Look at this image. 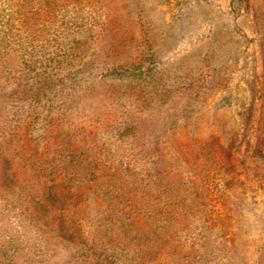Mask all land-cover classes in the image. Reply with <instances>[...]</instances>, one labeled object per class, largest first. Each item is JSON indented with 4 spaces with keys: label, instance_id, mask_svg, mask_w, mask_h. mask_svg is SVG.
<instances>
[{
    "label": "rangeland",
    "instance_id": "1",
    "mask_svg": "<svg viewBox=\"0 0 264 264\" xmlns=\"http://www.w3.org/2000/svg\"><path fill=\"white\" fill-rule=\"evenodd\" d=\"M64 1L83 9V31L32 33L46 4L28 24L16 1L14 14L0 4V38H26L0 56V140L35 102L42 159L60 143L68 170L100 158L128 171L120 196L103 185L60 197L3 145L0 264H264V0ZM51 69L42 88L17 87ZM49 204H70L71 222Z\"/></svg>",
    "mask_w": 264,
    "mask_h": 264
},
{
    "label": "trees",
    "instance_id": "2",
    "mask_svg": "<svg viewBox=\"0 0 264 264\" xmlns=\"http://www.w3.org/2000/svg\"><path fill=\"white\" fill-rule=\"evenodd\" d=\"M9 1H13V0H5V1L0 0V4L8 5V7L6 8L2 7L1 10L4 11L8 8L7 14L8 13L10 14V13H13V11L10 9L12 8L11 6L13 5L17 6L18 9L15 10L14 12L16 14L19 13L20 18L24 20V21H21L22 24L23 23L28 24L30 18H33L35 15H38V11L40 9L39 6L44 7L47 5L48 8L44 9L45 15L43 17V22L41 24V27H32L31 28L32 33L34 32V30L35 31L38 30L37 28H39L40 31H42V29L44 28L43 30H46L47 32L51 31L50 34L53 35L56 29L67 26L71 21L77 23L75 24L76 25L75 27L78 28V30L81 29L80 31H83L82 27L84 23L82 21L83 17H81V14L83 13L82 12L83 9L79 7L75 8L76 6L75 4H71L70 2L65 3L64 0L63 2L61 1L52 2V0H41V2H37L39 4L38 7L34 6V8L32 9L30 8L28 9L27 6H29L30 4L28 0H14L16 2H13V5L12 3L9 4ZM28 13H31L30 17L27 16ZM51 20L53 21L54 24L56 21L59 22V24L56 27L53 26L55 29H52L51 26H48V27L45 26L47 22L49 23L52 22ZM76 20H79V21L81 20L82 22H76ZM36 21H37V18H36ZM11 33L12 32L10 31V34ZM31 36L32 37H30L29 39L30 41L33 39H36L35 34ZM9 40L10 42L6 49L10 48L16 51L15 47L18 50H22L21 49L23 47L22 44H23V41L26 40V38H23L21 34L19 33H12L11 36L9 37L7 36V38H0V56L5 53L6 50H5L4 44H6L7 41ZM37 40L38 39H36V41ZM30 45H31V52L30 53L27 52L28 50L24 48V53L29 54L30 56H33L32 54L35 53L33 51L35 50V47H34L33 42L30 43ZM46 49H47V44L41 43L39 45V49L37 50V53H38L37 57L39 58L44 57L47 53H49V52L46 53ZM24 53L20 54L21 58H23ZM32 61H34L33 66L31 65V63H29V61L23 60L24 65L28 67V70H30V72L36 70L37 62L40 60H32ZM61 62L59 63L61 64ZM44 71H46V68H44ZM52 71L53 70L51 69L47 73L41 72L40 77L39 78L36 77L37 81L32 80L29 77V75L26 74V76H24L22 79V84L18 83L17 87L18 88L22 87L23 91L25 92H29L30 90H32V87L34 84H38L42 88L43 86H45V82H48L47 81L48 79H52L53 77ZM35 106L36 105L34 102V104L29 106V111H26L28 112L27 114L25 115L22 114V116L17 117L18 120L16 119V121H19L18 123L19 125L17 126V128L11 130L8 133L9 137L7 139H4V136H2L0 140V160L4 159V156L2 155V146L4 145L3 148H7L8 147L7 145L10 143L12 144L11 141L14 140V143L18 144V149L21 150L23 157H25L27 160H31V158H33V161H30V162H31V165L35 167L34 169L37 170L38 173L41 174V176H45V178L48 177V180L44 181L45 186L43 187L49 190L48 193H51V191H53L52 192L53 194H56L60 197H64L69 192L71 193L75 192V194L77 195L78 193L85 191V189H92V192H97V191L99 192L103 189L104 187L103 185H105L104 194L108 195V193L110 192L109 189L111 185H113L112 188L113 189L117 188V194H119L120 196V193L118 192L122 190V186L125 180L119 183V185H115L114 181L115 179L119 177V175H122L123 173H124V176L126 175L125 172L128 171L127 170L128 166L122 167L119 165V167H114V166L111 167L109 163L108 165L106 164V160L104 161L100 158H93L88 163L87 162L84 163L81 160L72 162L71 160V163H70L71 169L68 170V168L65 167L64 165L63 166L58 165V161H61L60 157H62L61 156L62 154H60L59 152H62L61 150L64 149L63 145L60 143L54 144L55 145L54 152L56 155H53L52 157H49V158L42 159L43 153H41V151L39 152L37 148L31 144V142L34 139V137H32L33 136L32 133L38 128V123L41 121V118L37 114V110ZM51 124L54 125L53 122H51ZM122 133L124 132H118L119 135H122ZM36 138H39V136H36L35 140ZM151 164H154V163L151 162ZM45 165H47L49 169H47ZM81 170L86 173L88 178H86V176L78 175V172H80ZM153 170H154V167H153ZM69 171H71L70 172L71 175L68 174ZM67 183H70V185H67ZM37 197H38L37 203H41V200H44L42 198V195L36 196V198ZM71 203L72 201H70V204ZM70 204H68L66 208L60 207L54 210L52 208V205L49 204L48 207L50 211H53L52 215L55 214L57 210L60 218H63L65 222H71V217H70L71 207L70 206L72 205L74 208V206L77 205V203L74 202L71 205ZM129 217L131 218L129 219V221H132V222H137L140 219L139 214L136 212H133V215Z\"/></svg>",
    "mask_w": 264,
    "mask_h": 264
}]
</instances>
